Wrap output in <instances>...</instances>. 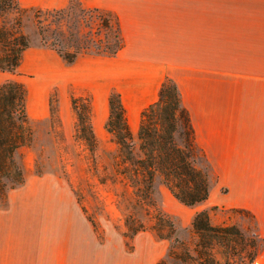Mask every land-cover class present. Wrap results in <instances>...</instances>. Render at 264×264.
I'll return each instance as SVG.
<instances>
[{"label":"rangeland","instance_id":"374dc122","mask_svg":"<svg viewBox=\"0 0 264 264\" xmlns=\"http://www.w3.org/2000/svg\"><path fill=\"white\" fill-rule=\"evenodd\" d=\"M158 2L165 1L16 0V9L0 15V24L9 29H14L19 19L20 30L30 41L13 71L0 69V84L7 80L23 84L32 130L31 143L15 155L23 181L0 197V210L8 207L10 197V212L26 218V226L54 227L70 222L80 227L116 228L126 235L128 246L139 231L133 228L142 227L140 230L158 240L157 264H184L174 252L193 253L197 235L191 221L197 208L207 202L183 204L158 175L149 191L139 190L141 187L136 190L115 172L118 145L106 129L112 92L120 94L129 127L135 133L139 119L128 117L137 116L138 107L154 102L160 85L172 80L165 75L155 99L147 104L146 89L152 81V68H158L157 57L142 60L119 52L124 39L120 13L135 5ZM220 25L225 32V22ZM147 45L156 48V44ZM64 55L74 57L69 61ZM239 93L236 100L248 106L249 93L243 86ZM241 116L250 119L249 109H242ZM79 117L89 120L96 141L93 148L82 139ZM196 164L206 171L209 184L212 180L216 184V175L203 155L196 156ZM218 187L222 192L228 190L221 184ZM202 210L209 214L211 224L239 229L242 236L232 240L236 247V254H231L234 263L260 261L263 241L248 210L210 204ZM70 217L79 220L62 219ZM143 245L150 247V242L144 240Z\"/></svg>","mask_w":264,"mask_h":264},{"label":"crops","instance_id":"0c3cea01","mask_svg":"<svg viewBox=\"0 0 264 264\" xmlns=\"http://www.w3.org/2000/svg\"><path fill=\"white\" fill-rule=\"evenodd\" d=\"M162 1L166 3L135 5L120 13L124 39L119 52L142 60L157 57L158 68H152L146 89L147 104L155 99L165 75L174 81L194 129L195 146L216 175L204 201L252 214L263 241L259 259L264 264V0H225V5L219 0ZM224 22L225 32L220 25ZM242 86L250 95L248 106L236 100ZM142 107L128 119H140ZM244 108L250 119H242ZM219 184L228 190L222 192ZM21 216L10 212L8 197V207L0 210V264L160 260L158 240L143 230L132 235L128 246L121 229L70 222L26 226Z\"/></svg>","mask_w":264,"mask_h":264},{"label":"trees","instance_id":"16d2710c","mask_svg":"<svg viewBox=\"0 0 264 264\" xmlns=\"http://www.w3.org/2000/svg\"><path fill=\"white\" fill-rule=\"evenodd\" d=\"M11 8H17L16 0H0V15ZM16 22L18 25L14 29L0 24L2 70L13 71L20 63L22 52L30 46L29 38L20 30L19 19ZM36 30L42 36L39 26ZM74 56L64 55L69 61ZM108 104L106 129L118 145L116 173L127 179L136 190L141 187L139 190L145 191L151 189L158 175L172 195L185 205H193L208 197L207 173L196 164V156L200 153L194 143V129L172 80L164 81L157 99L142 109L135 133L129 127L118 92L110 94ZM78 125L82 139L93 148L96 141L89 120L79 117ZM31 141L25 88L20 81L7 80L0 84V197L7 189L23 181L22 168L15 155L19 148L28 146ZM191 224L197 235L193 253L176 251V258L184 264H190L189 260L196 264H237L231 257V254H236L232 240L237 241L242 235L235 225L211 224L206 210L196 211Z\"/></svg>","mask_w":264,"mask_h":264},{"label":"built area","instance_id":"2783aa9c","mask_svg":"<svg viewBox=\"0 0 264 264\" xmlns=\"http://www.w3.org/2000/svg\"><path fill=\"white\" fill-rule=\"evenodd\" d=\"M251 264H261L259 260H254L251 262Z\"/></svg>","mask_w":264,"mask_h":264}]
</instances>
